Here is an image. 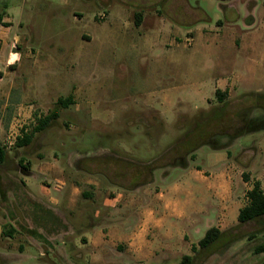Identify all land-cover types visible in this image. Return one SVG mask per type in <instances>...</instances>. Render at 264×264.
I'll return each mask as SVG.
<instances>
[{"label":"rangeland","instance_id":"obj_1","mask_svg":"<svg viewBox=\"0 0 264 264\" xmlns=\"http://www.w3.org/2000/svg\"><path fill=\"white\" fill-rule=\"evenodd\" d=\"M0 16V96L30 109L0 133V264H180L237 225L241 181L264 188V130L233 138L264 117V0H0ZM238 234L192 264L264 262V219Z\"/></svg>","mask_w":264,"mask_h":264},{"label":"trees","instance_id":"obj_2","mask_svg":"<svg viewBox=\"0 0 264 264\" xmlns=\"http://www.w3.org/2000/svg\"><path fill=\"white\" fill-rule=\"evenodd\" d=\"M225 1V0H222ZM1 18V16H0ZM141 16L136 15V25H139L141 21ZM216 97L219 101H222L226 93L219 90L215 91ZM57 104L61 108H67L69 105L73 104L72 96L69 95L65 98H58ZM261 107V106H260ZM58 117V111L53 110L50 113L46 114L38 120V122L31 128L29 132H24L20 137H17L14 144L15 147H23L28 145L34 134L44 130L51 121L55 120ZM242 127L235 134L233 138H238L245 134L264 130V117L262 118H251L247 119L244 117L242 120ZM7 159V151L5 147L0 144V165H2ZM247 204L242 207L237 215V225L226 230L221 231L216 227H211L204 233L203 237L198 241L196 246H192L193 256L186 255L182 258L180 264H192L196 255L207 252L214 245H217L219 242H223L228 239V242H232L239 238V230L243 225L248 223L257 222L264 219V190H262L260 183L255 181L252 185V188L246 193ZM227 238V239H226ZM255 253H264V245H259L254 249ZM261 264H264L262 262Z\"/></svg>","mask_w":264,"mask_h":264},{"label":"crops","instance_id":"obj_3","mask_svg":"<svg viewBox=\"0 0 264 264\" xmlns=\"http://www.w3.org/2000/svg\"><path fill=\"white\" fill-rule=\"evenodd\" d=\"M141 16V15H140ZM105 19V18H104ZM140 19H143V16H141ZM142 21H140L139 25H136L138 28L141 27L142 25ZM23 54L20 53H8V56L6 57L5 60V68L7 70L10 69H15L16 67H18L19 64L22 63L23 61ZM33 64V63H32ZM2 75V74H1ZM219 90H222L220 88H218ZM0 96V133L3 132V130H5V126H3V123L5 122H9L10 120H14L15 117H22V116H26L27 115V111L30 109H23L22 108V104H23V100H18L17 102H11L9 99V94L6 93L5 94V98L3 99V97ZM24 132H26V129H24ZM20 135H17V137H19ZM199 172V171H198ZM200 174V172H199ZM203 179H213L215 181H219V187L215 190L214 195L212 196V199L214 200V206L216 205V207H220V205H223L224 203H227L228 199L229 202L231 201V184L229 181V177H227L226 173H224L223 171H215L212 174H209L208 176H203ZM232 177L231 176V181H232ZM258 181V180H256ZM243 185L247 186V190L249 191L252 188V184L251 186L249 185V182H243L241 181ZM260 183V186L262 188L261 182L258 181ZM178 188L180 185H177ZM262 190H264V188H262ZM217 198H219V200H217ZM217 200V201H215ZM219 201L221 202V204L219 203ZM218 203V204H217ZM208 210V209H207ZM207 210L205 212H207ZM203 211V213H201L202 215H205V213ZM205 221L209 220L207 218V215L205 218H203ZM209 222V221H208ZM210 226H208L209 229ZM211 228V227H210ZM207 229V230H208ZM206 232V231H205ZM1 233V230H0Z\"/></svg>","mask_w":264,"mask_h":264}]
</instances>
